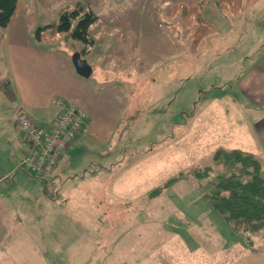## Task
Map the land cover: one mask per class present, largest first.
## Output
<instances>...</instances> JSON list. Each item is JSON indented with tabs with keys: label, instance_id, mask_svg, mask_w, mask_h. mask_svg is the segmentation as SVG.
<instances>
[{
	"label": "rangeland",
	"instance_id": "obj_1",
	"mask_svg": "<svg viewBox=\"0 0 264 264\" xmlns=\"http://www.w3.org/2000/svg\"><path fill=\"white\" fill-rule=\"evenodd\" d=\"M109 1L115 3L91 6L99 16L90 28L94 43L74 38L73 27L42 30L52 40L35 35L86 0H67L57 13L50 4L55 0L36 2L28 19L21 14L13 26L71 67L74 52L86 46L93 72L82 76L89 90L84 104L95 125L111 112L103 127L79 133L60 171L44 177L24 168L35 182L12 188L26 224L38 215L59 220L56 249L50 234L37 246H53L58 264H264V228L252 235L233 232L210 203L228 172L215 153L257 146L258 111L250 109L238 81L264 50V0H241L238 12L204 0L200 13L207 21L182 7L201 0ZM206 24L212 30L201 33ZM5 31L0 27V165L2 139L11 135L3 114L17 107V87L6 67L8 41L15 36ZM23 105L39 124L37 111ZM259 159L264 175V157ZM210 166V173H196ZM157 187L161 192L151 196ZM48 204L52 211L37 212ZM36 230L23 227L20 241L36 238ZM50 260L56 264L52 255Z\"/></svg>",
	"mask_w": 264,
	"mask_h": 264
},
{
	"label": "crops",
	"instance_id": "obj_2",
	"mask_svg": "<svg viewBox=\"0 0 264 264\" xmlns=\"http://www.w3.org/2000/svg\"><path fill=\"white\" fill-rule=\"evenodd\" d=\"M39 1L41 4H44L43 0H31L30 2L29 0H20L12 22L5 28L6 35L9 34L11 37L15 36L14 40L10 39L8 41V65H6L7 69L9 67L17 87V93L13 99L15 100L14 104L17 103V106L19 104H25L28 108L34 109L37 111V119H40L39 124L47 125L54 123L58 114V107L53 104L52 98L55 96L65 97L76 102L89 113V125L87 124V131L85 133H91L94 131L93 127L96 129L103 127V124L106 121V116L108 120L111 112H109L108 115L105 114L102 118H98L95 121V125L92 116L90 115L89 108L84 104L87 103L85 99L89 97L87 95L89 91L87 89V83L85 84L82 81V76L76 72L74 65L71 67V65H68L65 62V59L64 63L59 62L54 53L42 48L44 45L35 39L32 40L23 36V33L19 31L20 27L19 29L13 27L16 18L21 14H23V20H27V16L33 10L32 5L36 2L39 3ZM77 1L81 2L84 0H75V2ZM86 1L89 5L87 8L90 9H92L91 6L96 2L103 4L115 3V1L109 0ZM67 3V0H55V3L50 2L51 5L56 4V6H58L56 13L62 10L64 6H67ZM35 10V14H40L37 8H35ZM255 14L258 15L259 12H255ZM37 16L38 15H35L34 17L37 18ZM239 79L238 89L240 94L248 103H250L249 105L252 106L250 109L258 111V118L254 127L256 134L253 137L256 142V138L258 139L256 147L260 144V149L258 150L255 147V149L251 150L255 152L259 158H263L264 50L258 60L252 64L249 69L244 71ZM8 82H10V80H8ZM14 113L15 110L11 115L3 114V119L8 121L6 124L9 126L8 128L11 135L4 137L3 139L1 138L3 141L2 144L5 147V154L0 165V173H4L3 176H0V264H19L18 262L21 259H25L28 264H41L40 261H42V264L47 263V261L52 264L50 260L51 255L55 263L58 264L59 258L55 251V243L57 242L60 233L57 230L59 220H41L42 217L38 215L37 221H31L26 224L24 221V211L17 203H13L12 188L14 186L18 185L22 180L35 182L34 175H29L26 169L19 166L18 152L22 150L23 135L14 120ZM90 119L92 120V123H89ZM80 134L78 135L81 136ZM65 155L59 160V164L55 168L54 173L60 171V166L65 159ZM10 177L13 178L12 182H10ZM43 208L44 209H38L37 212L46 213L53 209L49 204L47 207ZM46 217H48V215ZM23 227H25L31 234H33L31 231L33 228L37 229L34 232L36 238L27 237L26 244L19 239L20 230H22ZM46 234L51 235L49 243L54 245V250L53 246L50 247L49 251L43 250V248L37 246L40 241L43 239L45 241V239H47L45 236ZM63 236H65L66 239L68 237L67 234H63ZM233 241L237 240L234 239ZM67 251L69 250L67 249Z\"/></svg>",
	"mask_w": 264,
	"mask_h": 264
},
{
	"label": "trees",
	"instance_id": "obj_3",
	"mask_svg": "<svg viewBox=\"0 0 264 264\" xmlns=\"http://www.w3.org/2000/svg\"><path fill=\"white\" fill-rule=\"evenodd\" d=\"M205 1L201 0L200 5L189 7L184 4L182 7H187L193 15L200 14L198 15L199 20L207 21L200 13V6H204ZM18 4L19 0H0V27L6 28L10 25ZM218 4L237 12L242 7L243 1L218 0ZM87 5V3H79L74 10L62 11L59 21L38 27L35 35L40 40L45 38L52 40V36H46L42 30L52 29L53 32L60 33L73 27L72 36L74 38L94 43L95 39L91 35L90 28L99 16L93 9L87 8ZM74 18H76V24L73 26ZM204 30L210 32L212 28L206 24L201 28V33ZM200 38H202L201 35L198 36V39ZM80 51L84 56L87 51L86 46ZM214 159L228 172L221 177L216 192L210 196L212 207L224 217L227 226L233 232L255 234L256 231L264 228V175L258 155L247 149L221 148L215 153ZM211 169L210 166L200 172L197 170L196 173L208 174ZM170 182L172 180H169L166 185ZM161 190L162 187L155 188L151 196L159 194ZM232 237L236 240L240 238L238 235Z\"/></svg>",
	"mask_w": 264,
	"mask_h": 264
},
{
	"label": "built area",
	"instance_id": "obj_4",
	"mask_svg": "<svg viewBox=\"0 0 264 264\" xmlns=\"http://www.w3.org/2000/svg\"><path fill=\"white\" fill-rule=\"evenodd\" d=\"M52 102L59 109L52 124H38L23 104H19L14 113L23 135L22 150L18 152L19 166L44 177L56 168L77 135L87 131L89 120V113L70 99L55 96Z\"/></svg>",
	"mask_w": 264,
	"mask_h": 264
},
{
	"label": "water",
	"instance_id": "obj_5",
	"mask_svg": "<svg viewBox=\"0 0 264 264\" xmlns=\"http://www.w3.org/2000/svg\"><path fill=\"white\" fill-rule=\"evenodd\" d=\"M72 61L76 72L84 77H89L93 72V66L87 57L82 56L80 51L74 52L72 55Z\"/></svg>",
	"mask_w": 264,
	"mask_h": 264
}]
</instances>
